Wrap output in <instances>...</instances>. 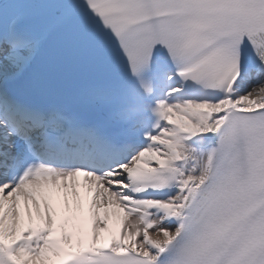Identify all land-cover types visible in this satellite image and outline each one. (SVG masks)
I'll return each mask as SVG.
<instances>
[{
  "label": "snow or ice",
  "instance_id": "1",
  "mask_svg": "<svg viewBox=\"0 0 264 264\" xmlns=\"http://www.w3.org/2000/svg\"><path fill=\"white\" fill-rule=\"evenodd\" d=\"M0 264H264V0H0Z\"/></svg>",
  "mask_w": 264,
  "mask_h": 264
}]
</instances>
